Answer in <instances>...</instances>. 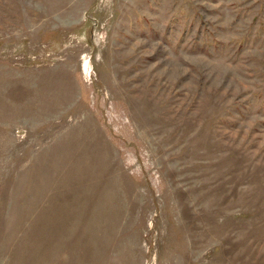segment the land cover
<instances>
[{"label":"rangeland","instance_id":"1","mask_svg":"<svg viewBox=\"0 0 264 264\" xmlns=\"http://www.w3.org/2000/svg\"><path fill=\"white\" fill-rule=\"evenodd\" d=\"M0 264H264V0H0Z\"/></svg>","mask_w":264,"mask_h":264}]
</instances>
